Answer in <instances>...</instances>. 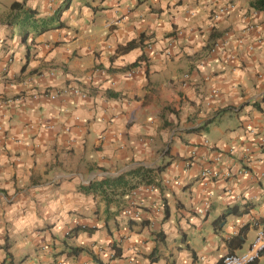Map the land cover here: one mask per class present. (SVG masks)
<instances>
[{
	"label": "crops",
	"instance_id": "obj_1",
	"mask_svg": "<svg viewBox=\"0 0 264 264\" xmlns=\"http://www.w3.org/2000/svg\"><path fill=\"white\" fill-rule=\"evenodd\" d=\"M12 1L48 16L62 0H10L0 13V264H215L244 251L264 228V13L253 0H68L61 27L24 39L6 21ZM141 54L132 74L121 69ZM214 123L223 132L207 141ZM167 161L106 226L104 201L79 189ZM207 164L218 178L200 180ZM78 222L96 229L68 236Z\"/></svg>",
	"mask_w": 264,
	"mask_h": 264
},
{
	"label": "trees",
	"instance_id": "obj_2",
	"mask_svg": "<svg viewBox=\"0 0 264 264\" xmlns=\"http://www.w3.org/2000/svg\"><path fill=\"white\" fill-rule=\"evenodd\" d=\"M66 6H68V0H62L59 7L56 10L48 15V16H36L37 11L35 9L25 7L19 2L12 1L9 4L10 11L12 14L7 18V23H18L20 28L22 29V38L26 37L30 31H33L35 34L42 33L49 29L59 28L63 25V23L59 20L60 11H62ZM249 6L253 9L262 11L264 13V0H253L249 2ZM142 36H140L141 38ZM134 40H131L126 43L125 47H131L134 44ZM146 60V57L141 54L138 56L133 62L125 65L121 69L126 70L130 67L139 65L141 61ZM107 96H117L116 93L111 91H106ZM257 108H259L256 105ZM225 111L223 108L219 112ZM212 119V118H211ZM211 119L204 121L202 124L195 128L187 129L186 131H199L204 129L206 125L210 122ZM163 125H166V122H163ZM167 153V150L164 151ZM195 157V150H191L188 157L185 158L186 165H190ZM168 161L162 165H158L156 167H146L143 165H137L131 167L117 175H105L101 178L92 179L88 183L80 185L79 189L85 193L90 194L92 196H98L101 200L104 201V226L107 224L108 218L111 216V219H114V216L118 214L123 208L127 205V198H129L132 190L137 188L138 186L151 185L154 182L156 174H158L166 165ZM206 169L214 170L218 175L216 176H206L205 179L201 177L200 173ZM240 170H244L245 168H241ZM198 176L200 180H212L216 179L220 176V172L215 167L207 164L206 166L201 167L198 172ZM236 204H232L224 209L220 214H218L214 219H212L211 223L214 231L222 228L226 221V217L230 214L236 213ZM96 212V211H95ZM128 222L131 221L129 218ZM144 220L140 221V224H144ZM262 228V227H261ZM96 229L95 225H90L87 223L78 222L75 223L68 231L67 235H74L77 232L85 231L87 233H91ZM248 229V225H243L239 228V231L236 236H232L230 239H235L234 243L238 245L243 242L244 233ZM264 229V228H263ZM72 248V247H71ZM81 248L73 247L72 254H76ZM113 255H117V248L112 245ZM233 253V252H227ZM240 253V252H239Z\"/></svg>",
	"mask_w": 264,
	"mask_h": 264
},
{
	"label": "built area",
	"instance_id": "obj_3",
	"mask_svg": "<svg viewBox=\"0 0 264 264\" xmlns=\"http://www.w3.org/2000/svg\"><path fill=\"white\" fill-rule=\"evenodd\" d=\"M134 72L133 68L127 70L128 74ZM67 89H63L62 92H66ZM75 91V90H73ZM49 98H54L56 94L54 92L46 93ZM244 170H239L238 173H244ZM201 177L205 179L206 176L218 175L214 170L206 169L200 173ZM264 176V174H262ZM152 186V185H147ZM131 216L137 217L138 211L130 213ZM264 250V229L258 228L255 232L253 239L248 244L247 248L240 253H225L221 255L215 264H250L255 261L260 252Z\"/></svg>",
	"mask_w": 264,
	"mask_h": 264
},
{
	"label": "rangeland",
	"instance_id": "obj_4",
	"mask_svg": "<svg viewBox=\"0 0 264 264\" xmlns=\"http://www.w3.org/2000/svg\"><path fill=\"white\" fill-rule=\"evenodd\" d=\"M10 0H0V13H2L3 10V3ZM223 132L221 126L218 124L216 126V123L212 124L206 131L202 133L203 138H205L207 141H212L214 138L221 135Z\"/></svg>",
	"mask_w": 264,
	"mask_h": 264
},
{
	"label": "clouds",
	"instance_id": "obj_5",
	"mask_svg": "<svg viewBox=\"0 0 264 264\" xmlns=\"http://www.w3.org/2000/svg\"><path fill=\"white\" fill-rule=\"evenodd\" d=\"M254 235H255V234H254ZM253 237H254V236H253ZM252 239H253V238H252ZM261 252H262V251H261ZM261 252H260V253H261ZM259 255H260V254H259ZM257 258H258V257H257ZM257 258H256V259H257ZM256 259H255V260H256ZM252 263H253V262H252ZM250 264H251V263H250Z\"/></svg>",
	"mask_w": 264,
	"mask_h": 264
}]
</instances>
